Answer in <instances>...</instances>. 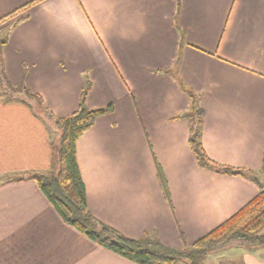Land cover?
I'll use <instances>...</instances> for the list:
<instances>
[{
    "label": "crops",
    "instance_id": "obj_1",
    "mask_svg": "<svg viewBox=\"0 0 264 264\" xmlns=\"http://www.w3.org/2000/svg\"><path fill=\"white\" fill-rule=\"evenodd\" d=\"M33 1L0 0V19ZM26 15L0 28L10 83L58 118L78 109L87 87L89 109L113 107L76 145L98 220L130 239L190 250L258 195L255 181L199 165L180 80L199 96L209 158L262 178L264 0H42ZM49 134L0 90V264H135L66 224L34 181H17L50 171ZM238 252L240 264H264Z\"/></svg>",
    "mask_w": 264,
    "mask_h": 264
},
{
    "label": "trees",
    "instance_id": "obj_2",
    "mask_svg": "<svg viewBox=\"0 0 264 264\" xmlns=\"http://www.w3.org/2000/svg\"><path fill=\"white\" fill-rule=\"evenodd\" d=\"M41 1L35 0L3 17L0 19V28L7 22L12 21V25L23 22L27 19V11ZM7 43L8 35L0 36V90L3 101L24 103L37 118L43 120L47 129L50 127L47 121H50L56 128L55 132L59 134L58 141L51 143L53 159L50 171L29 173L17 181H34L66 224L96 245L135 264H179L185 259L192 260V264H200L207 255L222 249L228 251L236 247L255 252L264 247V188H260L258 195L225 223L194 243L190 250L179 251L166 247L152 237L130 239L98 220L88 209L85 185L77 162L76 145L97 118L111 113L113 107L89 109L86 103L89 91L87 87L82 91L79 107L74 113L64 118L56 117L40 95L33 93L23 83L18 86L10 83L3 58V48ZM180 85L191 100L190 112L183 115V118L190 124L189 145L199 165L217 173L243 176L252 180L250 176L258 175L256 171L223 166L209 158L202 142L204 111L200 107L199 96L186 88L181 80ZM40 113L45 114L46 119ZM158 178L163 196L172 207L168 184L159 168Z\"/></svg>",
    "mask_w": 264,
    "mask_h": 264
},
{
    "label": "rangeland",
    "instance_id": "obj_3",
    "mask_svg": "<svg viewBox=\"0 0 264 264\" xmlns=\"http://www.w3.org/2000/svg\"><path fill=\"white\" fill-rule=\"evenodd\" d=\"M1 34H4V33L2 32ZM35 106H36V104H35ZM40 114H41V116L44 119H46L45 114H43V113H40ZM47 123L50 125V127L48 128V132H50V134H49L50 141H51V143H56L58 141L59 134L55 132L56 131V128H55V126L50 121H47ZM217 164H219V163H217ZM257 176H259V175H257ZM259 178H260L261 181H262V179L264 180V176H262V178L259 176ZM235 248L236 247H233L230 252H227L226 249H222L221 251L220 250L219 251H216L217 253L209 254V255L206 256L205 259L201 260V263L200 264H232V263L233 264H240L239 263V257L240 256L238 254L239 253L238 251H241L243 249L242 248H238V251H235ZM187 250H189V249H187ZM181 251H183V250H181ZM255 252H256V254L259 257L264 258V250L257 249ZM230 255H232V258L230 257ZM231 259H233V260H231ZM192 262H193L192 260H186L185 259L184 262H181L179 264H192Z\"/></svg>",
    "mask_w": 264,
    "mask_h": 264
},
{
    "label": "water",
    "instance_id": "obj_4",
    "mask_svg": "<svg viewBox=\"0 0 264 264\" xmlns=\"http://www.w3.org/2000/svg\"><path fill=\"white\" fill-rule=\"evenodd\" d=\"M253 181L256 182V184L259 185L260 188H264V183L260 180V178L257 175L250 176Z\"/></svg>",
    "mask_w": 264,
    "mask_h": 264
}]
</instances>
